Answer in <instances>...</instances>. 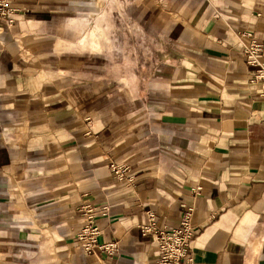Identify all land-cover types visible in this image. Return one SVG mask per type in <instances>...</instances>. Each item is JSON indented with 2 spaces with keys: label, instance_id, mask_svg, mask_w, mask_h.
<instances>
[{
  "label": "crops",
  "instance_id": "1",
  "mask_svg": "<svg viewBox=\"0 0 264 264\" xmlns=\"http://www.w3.org/2000/svg\"><path fill=\"white\" fill-rule=\"evenodd\" d=\"M144 1L173 66L120 89L74 51L83 0H13L0 20V264H157L147 212L175 229L188 206L193 264H264V80L243 50L264 66V0ZM90 209L118 255L82 251Z\"/></svg>",
  "mask_w": 264,
  "mask_h": 264
},
{
  "label": "rangeland",
  "instance_id": "2",
  "mask_svg": "<svg viewBox=\"0 0 264 264\" xmlns=\"http://www.w3.org/2000/svg\"><path fill=\"white\" fill-rule=\"evenodd\" d=\"M70 1L74 3L71 7H77L78 0ZM83 1L80 14L85 15L87 24L83 37L85 41L82 42L85 45L74 51L84 55L82 68L87 73H93L95 66L89 58L99 54L102 56V64L98 65L100 67L96 65V69L101 71L107 82L110 80L119 89L129 86V78L134 75L155 78L161 67L166 72L172 68L171 37L167 34L166 38L161 39L162 35L154 33L156 31L151 29V17L144 16L140 9L134 8L138 3L136 0H100L97 8L93 6L92 0ZM145 2L150 4L152 0H145L143 3ZM152 3L156 2L153 0ZM163 63L165 66H162Z\"/></svg>",
  "mask_w": 264,
  "mask_h": 264
},
{
  "label": "built area",
  "instance_id": "3",
  "mask_svg": "<svg viewBox=\"0 0 264 264\" xmlns=\"http://www.w3.org/2000/svg\"><path fill=\"white\" fill-rule=\"evenodd\" d=\"M12 4L13 0H0V20L8 26L13 24L12 16L16 12ZM243 50L250 60L249 63L260 68L257 71L256 79L264 80V66H260L255 59V55L261 51V47L255 42H251L247 47H243ZM110 171L118 181H127L130 184L134 182L133 176L128 173L129 168L124 164L113 163L110 165ZM108 210V206L102 208L101 215H106ZM95 219L93 209L85 211V226L77 236L82 251L86 255L94 256L99 253L109 256L118 255L119 248L116 243L98 244L97 239L100 232L95 227ZM192 219L193 207H185L179 227L171 229L158 225L155 214L147 212L146 221L140 226V232L143 236L149 235L155 240L158 252L157 264H193L189 255L191 244L196 235Z\"/></svg>",
  "mask_w": 264,
  "mask_h": 264
}]
</instances>
